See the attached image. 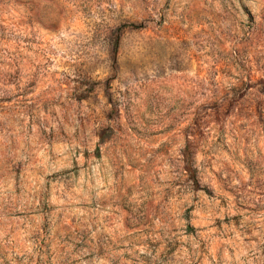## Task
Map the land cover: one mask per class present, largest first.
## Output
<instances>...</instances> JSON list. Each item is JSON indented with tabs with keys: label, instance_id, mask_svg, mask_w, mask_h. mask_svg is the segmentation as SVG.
I'll return each instance as SVG.
<instances>
[{
	"label": "rangeland",
	"instance_id": "374dc122",
	"mask_svg": "<svg viewBox=\"0 0 264 264\" xmlns=\"http://www.w3.org/2000/svg\"><path fill=\"white\" fill-rule=\"evenodd\" d=\"M0 264H264V0H0Z\"/></svg>",
	"mask_w": 264,
	"mask_h": 264
}]
</instances>
